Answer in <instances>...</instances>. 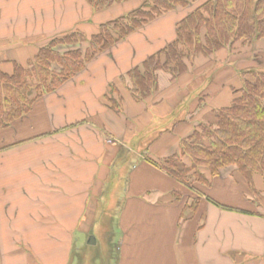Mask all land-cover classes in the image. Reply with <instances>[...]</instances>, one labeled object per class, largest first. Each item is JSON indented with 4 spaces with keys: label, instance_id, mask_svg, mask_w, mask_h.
I'll list each match as a JSON object with an SVG mask.
<instances>
[{
    "label": "crops",
    "instance_id": "obj_1",
    "mask_svg": "<svg viewBox=\"0 0 264 264\" xmlns=\"http://www.w3.org/2000/svg\"><path fill=\"white\" fill-rule=\"evenodd\" d=\"M141 2L95 11L86 0H0V71L11 73L52 38L75 30L89 38ZM183 16L172 11L132 32L0 128V264H264L263 179L202 169L209 185L198 195L143 157L178 150L209 113L187 120L202 94L209 107L227 104L239 71L215 87H188L231 51L196 58L176 80L160 72L145 101L120 83V113L107 106L109 86L173 40ZM175 112L181 121L163 128ZM80 247L92 253L76 254Z\"/></svg>",
    "mask_w": 264,
    "mask_h": 264
},
{
    "label": "trees",
    "instance_id": "obj_2",
    "mask_svg": "<svg viewBox=\"0 0 264 264\" xmlns=\"http://www.w3.org/2000/svg\"><path fill=\"white\" fill-rule=\"evenodd\" d=\"M86 1L100 11L126 0ZM180 8L185 15L176 23L174 39L109 86L106 99L110 110L120 113L125 81L130 95L145 101L158 92L160 72L176 80L198 57L207 58L220 49L235 52L237 44L250 46L264 39V0H142L139 7L101 24L89 38L77 30L52 38L25 64L14 62L11 73L0 71V128L27 115L38 98L76 76L97 55ZM239 76L236 85H229L227 104L212 108L208 96L199 97L187 120H195L201 110L209 113L196 120L175 153L158 159L143 154L144 160L198 195L200 185H209L202 169L211 178L232 169L247 183L256 175L264 180V70L251 68ZM179 115L173 113L172 122L163 128L181 121ZM121 156L128 158L130 152L122 147Z\"/></svg>",
    "mask_w": 264,
    "mask_h": 264
},
{
    "label": "rangeland",
    "instance_id": "obj_3",
    "mask_svg": "<svg viewBox=\"0 0 264 264\" xmlns=\"http://www.w3.org/2000/svg\"><path fill=\"white\" fill-rule=\"evenodd\" d=\"M74 1L75 0H70L71 3L75 4ZM174 12L180 13V15H182L185 12V10L180 8L178 10H175ZM234 51L235 52H230V53L228 52L229 55L227 58L229 59V61L227 62H225V60L215 61L214 65H212L209 68L208 72L205 73L203 77L199 78L198 81L193 82L190 85V87H188V89L190 90L193 89L197 91L198 88L203 87L202 85H204L206 81L208 83L212 82V87H215L217 83L219 82L221 83L226 79H230V76L233 75L235 71L241 72L251 68L264 70V39L260 42H255L250 46H242L237 44ZM220 59H222V57H220ZM197 62H198V68L203 67L204 64L203 60H199ZM221 74L222 76H220ZM217 75H219V77H217ZM253 178H257V180H259V178L263 179L261 176H257V175L251 177V179ZM123 181L125 180L123 179L116 183L118 186V187L116 186L117 187L116 189L120 188V186L123 184ZM250 189L251 190L253 189V191H255L254 188H252V186L250 187ZM261 191H264V186L263 187L261 186ZM96 231L100 233L102 230H96ZM84 252H87V250L86 249L84 250L83 247L82 248L80 247L79 252L75 251L76 254L77 253L82 254ZM87 253L90 254L92 252L88 250Z\"/></svg>",
    "mask_w": 264,
    "mask_h": 264
},
{
    "label": "water",
    "instance_id": "obj_4",
    "mask_svg": "<svg viewBox=\"0 0 264 264\" xmlns=\"http://www.w3.org/2000/svg\"><path fill=\"white\" fill-rule=\"evenodd\" d=\"M89 243H94V237L93 236L90 237Z\"/></svg>",
    "mask_w": 264,
    "mask_h": 264
}]
</instances>
